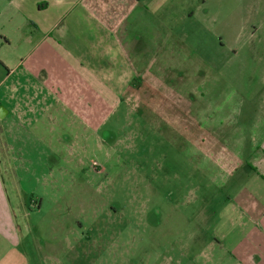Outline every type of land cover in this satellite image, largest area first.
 Instances as JSON below:
<instances>
[{
    "label": "rangeland",
    "instance_id": "374dc122",
    "mask_svg": "<svg viewBox=\"0 0 264 264\" xmlns=\"http://www.w3.org/2000/svg\"><path fill=\"white\" fill-rule=\"evenodd\" d=\"M175 3L170 46L138 58L102 127L37 139L0 119L14 229L0 264H200L189 236L215 235L205 216L263 183L250 156L264 141V0Z\"/></svg>",
    "mask_w": 264,
    "mask_h": 264
},
{
    "label": "crops",
    "instance_id": "0c3cea01",
    "mask_svg": "<svg viewBox=\"0 0 264 264\" xmlns=\"http://www.w3.org/2000/svg\"><path fill=\"white\" fill-rule=\"evenodd\" d=\"M176 9L175 0H0L1 120L37 139L65 123L73 130L102 127L112 96L130 88L138 58L152 62L155 49L170 46L166 26ZM224 153L222 169L231 161L232 171L241 168L239 153ZM252 153L250 167L263 183L205 214L216 234L189 236L198 242L200 264H264V141ZM230 172L213 174L218 190ZM2 183L0 172V246L13 244L14 230ZM191 256L198 261L194 250Z\"/></svg>",
    "mask_w": 264,
    "mask_h": 264
},
{
    "label": "water",
    "instance_id": "95a60500",
    "mask_svg": "<svg viewBox=\"0 0 264 264\" xmlns=\"http://www.w3.org/2000/svg\"><path fill=\"white\" fill-rule=\"evenodd\" d=\"M4 109L2 107H0V119H2L4 117Z\"/></svg>",
    "mask_w": 264,
    "mask_h": 264
}]
</instances>
